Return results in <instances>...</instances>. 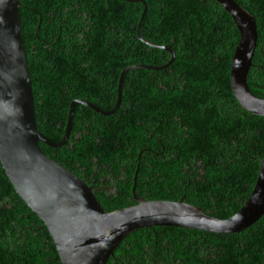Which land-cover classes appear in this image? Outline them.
Returning <instances> with one entry per match:
<instances>
[{"label":"trees","instance_id":"obj_1","mask_svg":"<svg viewBox=\"0 0 264 264\" xmlns=\"http://www.w3.org/2000/svg\"><path fill=\"white\" fill-rule=\"evenodd\" d=\"M251 14L255 47L246 74L264 98V0H233ZM18 20L32 92L34 122L58 146L38 142L55 162L91 184L103 210L148 200H178L223 219L248 196L264 156V116L234 98L228 63L238 33L216 0H19ZM51 10V16L36 9ZM39 17V22L37 20ZM140 21L138 22V20ZM37 24V30L34 31ZM120 175L121 178H120ZM178 240V241H177ZM0 264H60L39 218L24 204L0 165ZM105 264H264V212L238 232L174 226L138 227L117 243Z\"/></svg>","mask_w":264,"mask_h":264},{"label":"water","instance_id":"obj_2","mask_svg":"<svg viewBox=\"0 0 264 264\" xmlns=\"http://www.w3.org/2000/svg\"><path fill=\"white\" fill-rule=\"evenodd\" d=\"M216 2L228 13L238 33L227 70L230 90L241 107L264 116V98L252 94L246 84L256 39L254 19L233 0ZM16 6L17 0H0V165L17 195L46 228L60 264H105L116 244L126 233L138 227L171 225L217 233L238 232L264 212V156L259 159L248 196L226 218L210 216L200 207L181 199L147 200L134 193L135 204L103 210L90 186L46 156L37 142L49 146L61 144L70 129L72 108L76 103L100 114L115 111L120 101L124 72L132 68L165 67L174 57L173 50L168 45H154L144 40L139 36L138 24L135 29L137 38L168 51L169 59L160 65L130 64L121 69L115 100L109 110H102L85 99L70 100L63 137L51 141L35 127Z\"/></svg>","mask_w":264,"mask_h":264},{"label":"clouds","instance_id":"obj_3","mask_svg":"<svg viewBox=\"0 0 264 264\" xmlns=\"http://www.w3.org/2000/svg\"><path fill=\"white\" fill-rule=\"evenodd\" d=\"M20 6V3H19V0H17V6H16V10H17V17H18V7ZM36 12L38 13V14H41L43 11H42V9H36ZM42 14H44V16L47 18V15H45V13H42ZM18 22H19V20H18ZM38 22H39V17H38V20H37V24H38ZM37 24L35 25V28H36V26H37ZM35 28H34V31H35ZM20 29V28H19ZM37 30V29H36ZM21 38V37H20ZM40 132V131H39ZM42 133V132H41ZM43 134V133H42ZM39 142V141H38ZM38 142H37V144H38ZM42 143V142H41ZM50 158V157H49ZM52 159V158H51ZM67 169V168H66ZM71 172H73V171H71ZM74 173V172H73ZM74 174H76V173H74ZM77 175V174H76ZM79 178H81L79 175H77ZM135 178V173H134V176H133V179ZM82 179V178H81ZM83 180V179H82ZM130 180H131V178H130ZM83 182H84V180H83ZM85 184H87V183H85ZM88 185V184H87ZM90 190H91V186H90ZM92 191V190H91ZM132 193H134V192H131V194H130V196H131V198H133V195H132ZM93 194V193H92ZM135 194V193H134ZM136 196H138L137 194H135ZM140 196V195H139ZM140 197H142V196H140ZM144 198V197H143ZM97 199V198H96ZM134 199V198H133ZM146 199V198H145ZM98 200V199H97ZM148 200V199H147ZM134 203L133 204H135L136 203V200L134 199ZM100 204V203H99ZM129 205H131V203L130 204H128L127 206H129ZM113 210V209H112ZM127 234V233H126ZM117 245V244H116ZM108 259V258H107ZM107 261V260H106ZM106 263V262H105Z\"/></svg>","mask_w":264,"mask_h":264},{"label":"flooded vegetation","instance_id":"obj_4","mask_svg":"<svg viewBox=\"0 0 264 264\" xmlns=\"http://www.w3.org/2000/svg\"><path fill=\"white\" fill-rule=\"evenodd\" d=\"M44 6L41 7V9L43 8ZM43 13H45V15H47V17L51 16V10H45V9H42ZM122 175H120V178H121ZM133 176H134V173L133 175L131 176V182L129 184V192L131 194V192H134L135 194H137V184L135 182V179H133ZM89 186H91V184H88ZM92 187V186H91Z\"/></svg>","mask_w":264,"mask_h":264},{"label":"rangeland","instance_id":"obj_5","mask_svg":"<svg viewBox=\"0 0 264 264\" xmlns=\"http://www.w3.org/2000/svg\"><path fill=\"white\" fill-rule=\"evenodd\" d=\"M247 84V83H246ZM250 91V90H249ZM241 106V105H240ZM164 200V199H162ZM176 201V200H175ZM153 226H160V225H153ZM164 226H171V225H164ZM145 227H150V226H145ZM174 227H177V226H174ZM178 228H182V227H178ZM184 229H190V228H184ZM195 230H198V229H195ZM205 231V230H204ZM210 232V231H208ZM178 241V240H177Z\"/></svg>","mask_w":264,"mask_h":264}]
</instances>
